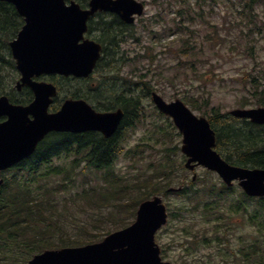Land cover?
<instances>
[{
	"label": "rangeland",
	"instance_id": "rangeland-1",
	"mask_svg": "<svg viewBox=\"0 0 264 264\" xmlns=\"http://www.w3.org/2000/svg\"><path fill=\"white\" fill-rule=\"evenodd\" d=\"M139 1L145 4L144 13L136 17L135 22L127 29V36L118 48L129 59L127 64L120 66L121 77H125L127 81L145 80L146 84L143 86H150L151 91L157 92L165 101L180 99L198 116L209 118V115L216 111L225 115L234 108L260 106L250 86V76L257 75V71L264 68V0ZM246 3L253 5L252 13L248 9L243 10V4ZM98 15L93 16L90 21L108 17L107 13ZM177 26L184 27L182 32L177 31ZM92 35L96 36L97 32ZM10 40L12 39L5 45L0 43V57H9ZM0 65L3 67L0 73V88L2 85H6L8 89L13 88L19 76L14 61L11 62L13 67L2 61ZM113 74L115 71L110 72L106 68L93 72L87 79L61 78L65 90H60L58 95L86 98L91 104L98 105L100 101L95 97L103 98L116 90L107 88L113 87L108 78ZM97 80H105L106 83L100 90H92L96 88L94 82ZM120 81H117L115 87ZM120 91L122 88L118 90ZM76 93L78 96H74ZM140 103L139 119L122 131L124 140L115 160V170L132 182L151 175L161 163L169 161L172 172L166 183L173 187L186 185L195 173L197 177L193 189L202 192L201 200H213L214 197L209 195L211 185L223 184L217 174L203 167H196L194 171L186 169L185 156L180 150L181 133L169 117L155 109L150 96H141ZM98 107L105 109L103 106ZM132 153L134 154L131 156ZM72 157L71 155L70 158ZM82 167L83 162L78 166L79 174L75 186L69 193H62L61 196L68 198L76 191L81 192L84 186L95 185L100 178L93 175L89 168L82 172ZM13 174L14 172L8 173ZM54 179L56 178H51L50 181ZM232 191L235 195H229L225 202L235 201L246 207L245 211L242 210L241 214L235 217L236 220L231 224L228 234L229 253L235 258L232 261L239 264L240 254L235 257L232 253L241 249L245 241L263 242L264 237L247 217L248 212L256 210L259 204L255 200L241 198L238 188ZM163 201L173 212H177L181 204H185V207L191 204L189 198L177 194L164 195ZM59 208L62 210V207ZM107 209L108 207H103L99 211L105 213ZM93 210L90 209L89 215L86 214L87 220L98 214L97 210ZM85 212L80 213L81 217L85 216ZM185 215V221L196 219L206 233H214L215 226L202 223L200 212ZM182 218L168 217L167 223L156 234V242L164 249V260L182 264H231L209 257L218 254V246L215 244L206 246L198 245L197 242L191 243L192 238L187 236L189 230H183L185 221H182ZM65 226L70 232L74 229L69 223L64 224ZM52 238L56 242L60 241L58 236ZM18 252L16 247L10 251L9 258L12 263L14 262L11 257L16 258ZM26 260L20 259L14 264H22Z\"/></svg>",
	"mask_w": 264,
	"mask_h": 264
},
{
	"label": "trees",
	"instance_id": "trees-1",
	"mask_svg": "<svg viewBox=\"0 0 264 264\" xmlns=\"http://www.w3.org/2000/svg\"><path fill=\"white\" fill-rule=\"evenodd\" d=\"M75 1L82 7L87 5V0ZM252 6L246 3L242 8L252 13ZM185 11L190 12L188 9ZM192 11L195 12L193 9ZM92 21L89 22L88 32H97L94 38L103 44L102 56L97 62L95 72L106 68L110 72L115 71V74L108 77L113 87L107 88L116 89L113 94L95 98L99 99L97 104L105 110L120 107L124 111V117L117 131L109 138L90 131L84 134H52L38 146L35 153L21 162L13 175L5 176L0 187V264L18 263L20 259H28L44 248L100 240L109 232L128 225L134 217L138 203L155 194H177L189 198L190 206L181 204L177 212L169 208V216L183 217L182 221H185V213L200 212L202 223L213 224L215 231L206 233L196 219L185 221L182 227L183 230H189L187 236L192 238L191 243L197 242L198 245L206 246L215 244L218 246V254L209 257L235 264L232 261L234 257L229 253L228 234L231 224L236 220L235 217L240 215L242 210L245 211L246 207L235 201L225 202L229 192L223 186L211 185L209 195L214 199L201 200L202 192L193 189V181L183 185L177 192L167 193L166 189L171 185L165 181L170 179L172 172L169 161L161 163L151 175L132 182L115 170V160L124 140L122 131L139 119L141 96H149L151 89L148 85L143 86L146 84L145 80L127 81L120 75V66L129 61L124 52L118 50L127 36L128 26L117 16H112L110 20L97 18ZM22 24V18L14 6L0 1V43L5 45L9 39H13ZM176 28L178 32H182L184 27ZM0 61L10 65L12 62L4 57H0ZM2 68L0 65V73ZM61 78L70 80L55 75L49 77L59 90H65ZM250 79L257 104L264 107V68L259 69L257 75H251ZM118 80L121 81L115 87ZM94 83L96 88L90 87V90H100L106 81L97 80ZM120 88L122 91L118 92ZM74 96H78V93ZM190 104L193 105L192 102ZM222 116L225 115L218 111L213 112L209 115V121L216 132L217 148L224 158L236 165L264 168V130L247 121L240 123L239 120H228ZM82 162V172L89 168L93 175L100 178L95 185L84 186L81 192L76 191L68 198L61 196L62 193H69L75 186L79 174L78 166ZM51 178L56 179L51 182ZM240 196L245 198L244 193ZM79 200L82 202H78ZM255 200L259 205L256 210L248 212L247 217L264 237V199ZM66 202L68 203L65 204ZM103 207H108L105 213L99 211ZM90 209L97 210L98 214L87 220L86 214L89 215ZM84 211L85 216L81 217L80 213ZM60 219L62 221H59ZM68 223H72L75 228L74 235L68 233L67 226L64 227V224ZM87 232L90 235H87ZM55 236H58L59 242L52 238ZM14 247L18 248L19 252L16 258L11 257L14 262L12 263L9 253ZM232 254H235V257L240 254L239 264H264V241H245L242 248Z\"/></svg>",
	"mask_w": 264,
	"mask_h": 264
},
{
	"label": "water",
	"instance_id": "water-1",
	"mask_svg": "<svg viewBox=\"0 0 264 264\" xmlns=\"http://www.w3.org/2000/svg\"><path fill=\"white\" fill-rule=\"evenodd\" d=\"M14 5L24 24L9 43L20 73L16 87L28 86L34 93L27 106L8 103L0 97V170L6 169L33 153L36 144L50 131L83 132L97 130L105 137L116 131L123 112H97L83 99H66L60 110L48 113L56 87L37 81L42 74L87 77L100 56L101 44L84 37L87 21L95 12L117 14L128 24L143 13L144 4L137 0H89L82 8L74 0H0ZM158 110L170 117L182 133L181 151L185 167L193 170L202 165L216 171L222 180L239 185L249 196H264V168H248L226 162L213 147L214 131L203 117L195 116L179 99L166 102L153 92ZM232 115L264 124V108H236ZM32 116V118L29 117ZM195 175L193 176V179ZM2 179H0V184ZM176 190L169 188L168 191ZM167 221L166 206L160 196L140 202L136 218L130 225L113 231L100 242L76 247L45 250L25 264H177L163 261L154 234Z\"/></svg>",
	"mask_w": 264,
	"mask_h": 264
},
{
	"label": "flooded vegetation",
	"instance_id": "flooded-vegetation-1",
	"mask_svg": "<svg viewBox=\"0 0 264 264\" xmlns=\"http://www.w3.org/2000/svg\"><path fill=\"white\" fill-rule=\"evenodd\" d=\"M9 50V49H8ZM9 57H7L6 59H10V52L8 51ZM5 90H0V96H6L7 99L9 100V102L13 103V104H19V105H27L29 104L32 100H33V92L25 87L21 88V89H8L6 85H2ZM1 86V87H2ZM65 97L63 96H56L52 99V103L49 109L51 112L52 111H56L58 110L63 101H64ZM54 107V109H52ZM6 119V116H0V122L4 121ZM65 133V132H63ZM53 133L50 132L48 133L44 139L42 141L38 142V146H40V144L50 135H52ZM71 134V133H70ZM37 146V147H38Z\"/></svg>",
	"mask_w": 264,
	"mask_h": 264
},
{
	"label": "snow or ice",
	"instance_id": "snow-or-ice-1",
	"mask_svg": "<svg viewBox=\"0 0 264 264\" xmlns=\"http://www.w3.org/2000/svg\"><path fill=\"white\" fill-rule=\"evenodd\" d=\"M0 111H2V108H0Z\"/></svg>",
	"mask_w": 264,
	"mask_h": 264
}]
</instances>
